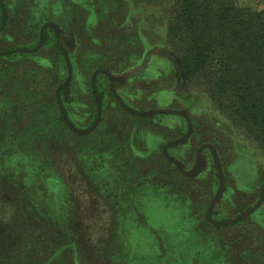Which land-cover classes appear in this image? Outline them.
Instances as JSON below:
<instances>
[{
	"label": "rangeland",
	"instance_id": "1",
	"mask_svg": "<svg viewBox=\"0 0 264 264\" xmlns=\"http://www.w3.org/2000/svg\"><path fill=\"white\" fill-rule=\"evenodd\" d=\"M0 4V264H264V151L180 76L164 8Z\"/></svg>",
	"mask_w": 264,
	"mask_h": 264
},
{
	"label": "trees",
	"instance_id": "2",
	"mask_svg": "<svg viewBox=\"0 0 264 264\" xmlns=\"http://www.w3.org/2000/svg\"><path fill=\"white\" fill-rule=\"evenodd\" d=\"M143 1L168 16L166 43L180 76L201 82L215 108L264 151V10L238 0ZM46 135L35 145L52 158Z\"/></svg>",
	"mask_w": 264,
	"mask_h": 264
}]
</instances>
